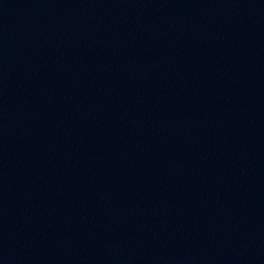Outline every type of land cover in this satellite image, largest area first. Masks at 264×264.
I'll use <instances>...</instances> for the list:
<instances>
[{
  "label": "water",
  "instance_id": "1",
  "mask_svg": "<svg viewBox=\"0 0 264 264\" xmlns=\"http://www.w3.org/2000/svg\"><path fill=\"white\" fill-rule=\"evenodd\" d=\"M0 264H264V0H0Z\"/></svg>",
  "mask_w": 264,
  "mask_h": 264
}]
</instances>
